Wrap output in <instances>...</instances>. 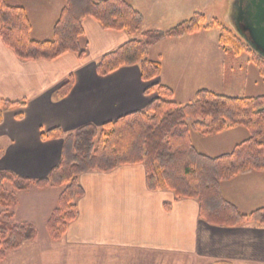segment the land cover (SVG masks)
I'll return each instance as SVG.
<instances>
[{
	"label": "crops",
	"instance_id": "obj_1",
	"mask_svg": "<svg viewBox=\"0 0 264 264\" xmlns=\"http://www.w3.org/2000/svg\"><path fill=\"white\" fill-rule=\"evenodd\" d=\"M5 1L25 9L31 23V38L42 41L53 37L64 0ZM205 18L208 24L211 20ZM81 25L83 57L67 51L54 59H20L0 36V98L25 100L24 105L3 113L0 170H11L31 179L47 176L61 158L63 140L43 139V131L59 127L66 133L85 123L101 126L144 109L158 96L156 91L145 92L154 83L172 88L173 99L184 105L195 99L200 88L222 93L208 83L225 75L234 77L233 67L229 75L216 64L222 62L219 50L230 52L231 48L220 42L196 44L195 32L166 37L149 47L145 57L161 64L160 74L149 81L141 78L138 65H122L105 75L98 74L96 63L105 53L142 35L140 30L131 35L126 30L105 28L92 16L83 17ZM203 28L208 27L200 30ZM252 69L255 91L249 90L254 93L243 96L264 94V80ZM70 75L72 87L59 97L57 90ZM248 78L244 76L247 83ZM195 82L207 85L195 86ZM17 113L22 117H16ZM239 127L231 126L211 135L217 137L213 144L222 148L215 154L197 146L191 130L190 138L198 151L216 156L249 137V131ZM79 183L83 194L73 199L77 216L57 241L62 243L60 251L54 253L62 264H168L169 259L177 256L194 258L195 264H264V225L252 221L235 226L208 223L199 215L196 198L176 197L165 187L149 189L142 163L121 164L111 171H86L80 174ZM62 189L33 186L25 190L36 209L19 221L39 225V216L46 224L58 206ZM221 192L241 212L250 213L264 206V173L251 171L224 180Z\"/></svg>",
	"mask_w": 264,
	"mask_h": 264
},
{
	"label": "trees",
	"instance_id": "obj_2",
	"mask_svg": "<svg viewBox=\"0 0 264 264\" xmlns=\"http://www.w3.org/2000/svg\"><path fill=\"white\" fill-rule=\"evenodd\" d=\"M92 16L109 29L126 30L136 34L143 24V14L127 0H64V5L53 27V37L36 40L30 37L31 23L21 6L9 5L0 0V36L20 59H54L72 51L83 57L85 48L80 43L83 35L81 20ZM205 15L194 12L166 30L149 29L142 38H131L116 49L105 53L96 63L98 74L105 75L122 65H138L141 78L149 81L160 74L161 64L145 57L149 47L166 37H177L208 27ZM220 28L219 42L230 46L235 54L250 49L252 60L264 80V57L256 53L233 29ZM73 84L72 75L57 90L65 96ZM156 91L146 108L124 114L101 126L85 123L64 133L59 127L41 133L43 139L61 138V158L45 177L31 179L11 170H0V205L15 206L16 194L4 186L9 182L14 189L30 187H63L58 206L47 220L51 238L58 240L68 223L78 213L73 199L83 194L79 183L81 173L91 170L111 171L121 164L142 163L149 189L163 187L176 197L196 198L199 215L208 223L235 226L247 221L264 225V206L250 213L241 212L226 200L221 192V182L251 171L264 173V94L257 96H232L200 88L195 99L178 105L173 90L161 83L145 89ZM25 100L0 98V123L3 113ZM16 117H22L17 113ZM243 126L249 137L237 143L231 151L216 156L206 155L196 149L190 130L203 135H214L231 126ZM13 210L0 214V259L8 251L18 249L26 240L36 238L38 230L31 222H9ZM215 264H229L217 262Z\"/></svg>",
	"mask_w": 264,
	"mask_h": 264
},
{
	"label": "rangeland",
	"instance_id": "obj_3",
	"mask_svg": "<svg viewBox=\"0 0 264 264\" xmlns=\"http://www.w3.org/2000/svg\"><path fill=\"white\" fill-rule=\"evenodd\" d=\"M133 3L134 7L140 9L143 14L144 20L141 28L139 29L142 35V32L148 29H158V30H166L170 27L176 25L182 20L189 18L193 14V12H201L203 13L209 20L208 28L202 29L195 32V43L196 44H215L219 42L218 34H219V26L214 23V21L219 22L223 26H227L231 29L233 28L232 22V14H231V0H129ZM207 23L205 22L204 25ZM230 47V46H229ZM203 52H199L202 54ZM222 54L221 63L216 64L221 66L227 74L230 73L232 67L235 71L234 77H218L215 79V82H212V85L218 89L219 92L227 93L230 95H252L249 93H254L250 91H255V87L251 83L253 69L255 70V74H258L256 67L252 63L253 52L250 49L242 50L239 55L236 57L232 52L221 51ZM215 56H218L215 54ZM251 58V60H250ZM219 59V58H218ZM254 66V67H253ZM244 76L249 77L248 83L245 82ZM201 79V78H199ZM218 80V81H217ZM197 85H207L202 84L200 82H195V86ZM257 89H261L260 86H256ZM250 90V91H249ZM263 94V93H262ZM254 95V94H253ZM244 130H248L246 127H239ZM193 134V139L195 144L199 147H205L208 149L211 154L217 153L222 148H218L214 145V141L217 137H211V135H203L195 130H191ZM264 140L263 137L260 138ZM213 144V145H212ZM214 146V147H212ZM231 149V148H230ZM231 151V150H227ZM4 186L9 191H13L17 193L19 198L18 206L17 203L15 206H11L9 208L3 207L0 205V214L5 210H13L14 215L12 218H9L8 221L12 223L16 222H29V221H19V219H24L27 217V213L30 212L29 215H32L34 210L36 209L29 200V197H26L25 190H17L14 189L13 186L9 182H4ZM32 199V198H31ZM33 202V200H31ZM29 208V211H28ZM16 211V212H15ZM51 214V213H50ZM50 216V215H49ZM49 218V217H48ZM37 223L39 225L36 226L38 230V234L36 238L32 240H26L22 243V245L18 249H14L7 252L5 258L0 259V264H62V261L59 259H55L54 253L60 251V247L62 243H58V240L51 238L49 230L46 224H43V220L38 216ZM48 220V219H47ZM32 223V222H31ZM63 236V235H62ZM78 262V260H73ZM156 264V263H155ZM168 264H195L194 258L180 257L169 259Z\"/></svg>",
	"mask_w": 264,
	"mask_h": 264
},
{
	"label": "water",
	"instance_id": "obj_4",
	"mask_svg": "<svg viewBox=\"0 0 264 264\" xmlns=\"http://www.w3.org/2000/svg\"><path fill=\"white\" fill-rule=\"evenodd\" d=\"M233 30L264 57V0H231Z\"/></svg>",
	"mask_w": 264,
	"mask_h": 264
}]
</instances>
